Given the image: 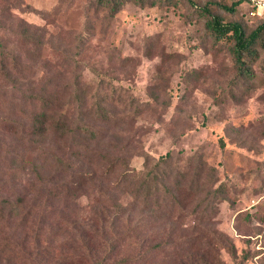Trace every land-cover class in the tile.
Segmentation results:
<instances>
[{"label":"rangeland","instance_id":"1","mask_svg":"<svg viewBox=\"0 0 264 264\" xmlns=\"http://www.w3.org/2000/svg\"><path fill=\"white\" fill-rule=\"evenodd\" d=\"M154 1L153 6L129 1L112 15L97 0H0V38L16 44L23 60L32 64L26 54L31 46L10 32L19 30L20 19L42 30L46 43L24 76L35 83L56 76L63 86L82 75L93 90L103 81L102 93L120 104L112 106L117 124L97 129L114 147L113 155L127 160L131 169L143 170L145 154L158 159L171 152L181 166L191 155L203 153L215 169L217 186H226L223 197L228 200L218 203L214 222L204 225L214 232L212 240L203 241L194 253L205 255L209 248L222 264H264V37L258 56L248 63L252 76L247 78L235 68L228 47L216 44L205 29L203 10L224 23H239L246 34L262 21L247 4L234 14L224 10L223 5L238 0ZM10 14L14 21H6ZM20 97L0 83V178L13 169L10 154L20 156V167L37 157L38 150L30 149L28 109L20 105ZM64 144L53 138L45 148L62 157ZM95 167L92 182L82 185L69 203L63 199L53 206L51 219L64 224L57 230L62 253L69 250L65 241L71 235H94L73 224L87 226L97 220L101 207L111 204L104 192L114 179L103 176L104 165ZM130 201L119 198L121 204ZM189 211H175L179 223L149 233L157 242L187 241L195 225V215L186 218ZM120 232L126 234V227ZM124 242L123 253L129 255L134 239ZM202 257L211 261V256Z\"/></svg>","mask_w":264,"mask_h":264},{"label":"trees","instance_id":"2","mask_svg":"<svg viewBox=\"0 0 264 264\" xmlns=\"http://www.w3.org/2000/svg\"><path fill=\"white\" fill-rule=\"evenodd\" d=\"M97 1L111 10L112 15L129 1L142 6L155 3L154 0ZM242 4L249 5L251 10L250 0H238L223 8L234 14ZM203 11L208 16L205 29L213 41L225 44L237 71L251 77L248 63L256 59L258 47L263 46L264 19L258 18L261 25L246 34L239 23H224L221 16L209 15L207 8ZM14 18L10 14L6 21ZM19 25L17 32L10 33L20 35L24 44L31 46L26 54L32 64L23 60L16 44L12 46L0 38V83L21 94L20 105L28 109L30 149L38 151L37 157L24 167L18 165L19 155L10 154V164L14 167L0 178V264H60L63 261L66 264H222L209 248L205 255L194 253L203 241L212 240L214 232L204 225L214 222L218 203L228 200L223 197L226 186L223 183L217 186L215 169L204 154L191 155L181 166L175 163L171 152L158 159L145 154L143 170L131 169L127 160L113 155L114 147L104 142L102 129H97L100 125L108 128L117 124L112 106L119 105V101H111L110 95L102 93L103 81L92 90L82 75L74 76L63 86L56 76L36 83L26 79L25 72L40 57L46 42L41 29L21 19ZM0 27H3L1 20ZM72 106L76 107L74 112H70ZM53 138L65 143L63 158L45 148ZM221 146L224 147L222 141ZM101 164L105 166L103 176L110 181L114 179L113 186L104 192L105 201L111 198V204L101 207L97 220L87 226L74 223V229L93 231L94 235H71L65 241L69 250L62 253L58 251L61 245L57 230L64 224L51 219L53 206L63 199L69 203L82 185L94 180L95 166ZM78 165L85 170L82 180ZM121 197L131 201L121 204ZM179 210H190L186 218L195 215L189 239L155 241L150 230L179 223L175 219V211ZM134 218L138 220L131 225ZM121 226L126 227V234L120 232ZM127 238L134 239V246L129 255H124ZM229 252L235 255L234 249ZM202 256H211V261Z\"/></svg>","mask_w":264,"mask_h":264},{"label":"built area","instance_id":"3","mask_svg":"<svg viewBox=\"0 0 264 264\" xmlns=\"http://www.w3.org/2000/svg\"><path fill=\"white\" fill-rule=\"evenodd\" d=\"M253 17L264 19V0H250Z\"/></svg>","mask_w":264,"mask_h":264}]
</instances>
